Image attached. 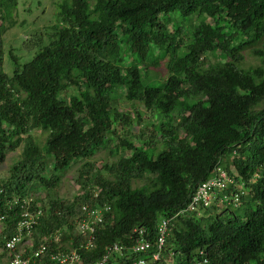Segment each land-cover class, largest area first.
<instances>
[{"label": "trees", "instance_id": "1", "mask_svg": "<svg viewBox=\"0 0 264 264\" xmlns=\"http://www.w3.org/2000/svg\"><path fill=\"white\" fill-rule=\"evenodd\" d=\"M18 4L0 0V163L23 146L0 179V257L27 211H41L35 248L47 235L52 251L87 242L75 227L89 204L111 209L83 264L130 245L135 228L157 243L169 218L160 260L130 251L121 263L264 264V0H63L7 73ZM33 130L47 132L44 144ZM104 149L116 159L100 165ZM79 161L80 190L62 199V174ZM217 167L233 183L176 216ZM41 189L47 196H34Z\"/></svg>", "mask_w": 264, "mask_h": 264}, {"label": "built area", "instance_id": "2", "mask_svg": "<svg viewBox=\"0 0 264 264\" xmlns=\"http://www.w3.org/2000/svg\"><path fill=\"white\" fill-rule=\"evenodd\" d=\"M230 183H233V181L229 174L219 167L211 179L200 184L189 206L176 214V216L183 214L185 211H196L203 205H211L214 198L217 197L218 191L226 189ZM222 200L230 203L226 195ZM239 201V195L235 194L233 202L238 205ZM110 209L109 205H105L104 207H92L89 204L83 205L84 216L76 221L75 233L87 235V242H80L77 247L69 251L60 249L50 250V242H48L51 238L50 235H47L44 238L45 241L35 248L31 236L41 211L37 214L29 211L25 212L23 214L24 219L19 223L17 232L5 243V248L8 249L11 255L9 264H83V256L80 250L83 247L90 248L94 245V234L97 228L104 222L105 213ZM172 219L164 220L159 226L156 243L157 250L151 254L154 260L160 258V253L164 248L168 233V224ZM54 236L55 240L58 241L60 234L56 233ZM132 239L134 242L130 245L124 242H115L113 245L106 247V251L100 260L88 262L87 264H111L113 259L114 262L112 264H122L121 261H124L130 251L132 253H145L146 255L150 250L155 249V244L145 237L144 228H135L132 232ZM132 264H147V260L138 257L137 259H133Z\"/></svg>", "mask_w": 264, "mask_h": 264}, {"label": "rangeland", "instance_id": "3", "mask_svg": "<svg viewBox=\"0 0 264 264\" xmlns=\"http://www.w3.org/2000/svg\"><path fill=\"white\" fill-rule=\"evenodd\" d=\"M62 1L63 0H19L18 7L13 15L14 24L12 26H8L4 35V69L7 73H11L13 71L14 65L12 64V54H16L22 58H29L31 56V52L25 50L23 47V41L27 38L35 36V34L42 32L58 21L57 16L60 12V3ZM6 25H8V23H6ZM245 63L247 65H252L260 63V60L255 59L254 56H250L246 58ZM156 70L162 71L161 74L165 78L168 76L162 67L157 68ZM122 105H124L122 108L132 109V105L129 102H125V104ZM138 130V124L134 125L133 131L138 132ZM32 133L40 143L44 144L46 142L48 136L47 132L42 130H33ZM22 151L23 146H20L17 150L9 152L5 161L0 163V179L9 176L12 165L21 156ZM94 159L101 165L105 161L112 162V160L116 159V157L109 156V150L104 149L100 153L96 154ZM79 165L80 161L74 163L62 174V179L59 186L56 188L57 195H59L62 199L72 198V196L80 190V184L76 181L78 175L77 168ZM141 183L142 182L139 181L135 184ZM33 194L39 198H45L48 191L41 189ZM1 226L2 224L0 223V228Z\"/></svg>", "mask_w": 264, "mask_h": 264}, {"label": "clouds", "instance_id": "4", "mask_svg": "<svg viewBox=\"0 0 264 264\" xmlns=\"http://www.w3.org/2000/svg\"><path fill=\"white\" fill-rule=\"evenodd\" d=\"M219 167H217L216 169H215V173H216V170L218 169ZM220 168H222V167H220ZM222 169H224V168H222ZM227 172V171H226ZM211 179V178H210ZM239 203H240V201H239ZM60 234V233H59ZM158 236V235H157ZM157 236H156V242H157ZM148 238V237H147ZM149 239V238H148ZM59 240H60V238H59ZM58 240V241H59ZM153 244H155V246H156V243L155 242H153L151 239H149ZM6 249V248H5ZM164 249V248H163ZM51 250V249H50ZM1 251V250H0ZM151 251H155V249H152V250H150V252H148V253H146V254H149V253H151ZM152 252V253H153ZM151 253V254H152ZM6 257V258H5ZM10 258H11V255H10V252H9V254L8 255H5V256H3V257H0V264H9L10 263ZM160 258H161V253H160ZM160 258L158 259V260H160ZM153 261L154 262H156L157 260H154L153 259Z\"/></svg>", "mask_w": 264, "mask_h": 264}]
</instances>
